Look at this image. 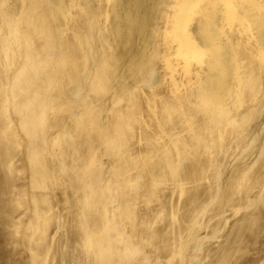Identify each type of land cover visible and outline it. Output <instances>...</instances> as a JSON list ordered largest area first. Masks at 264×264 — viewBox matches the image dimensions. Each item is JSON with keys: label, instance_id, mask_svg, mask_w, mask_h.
I'll use <instances>...</instances> for the list:
<instances>
[{"label": "bare ground", "instance_id": "6f19581e", "mask_svg": "<svg viewBox=\"0 0 264 264\" xmlns=\"http://www.w3.org/2000/svg\"><path fill=\"white\" fill-rule=\"evenodd\" d=\"M0 264H264V0H0Z\"/></svg>", "mask_w": 264, "mask_h": 264}]
</instances>
